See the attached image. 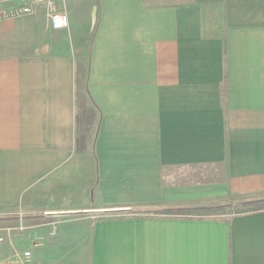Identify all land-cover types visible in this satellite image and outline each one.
Masks as SVG:
<instances>
[{
	"label": "crops",
	"instance_id": "0c3cea01",
	"mask_svg": "<svg viewBox=\"0 0 264 264\" xmlns=\"http://www.w3.org/2000/svg\"><path fill=\"white\" fill-rule=\"evenodd\" d=\"M55 9L66 29L0 21V219L26 226L0 227V261L22 241L40 264H264V210L154 214L264 195V0ZM78 71L97 113L83 151Z\"/></svg>",
	"mask_w": 264,
	"mask_h": 264
},
{
	"label": "trees",
	"instance_id": "16d2710c",
	"mask_svg": "<svg viewBox=\"0 0 264 264\" xmlns=\"http://www.w3.org/2000/svg\"><path fill=\"white\" fill-rule=\"evenodd\" d=\"M82 73V72H81ZM77 73V91L76 105L77 111L75 114L76 124V148L83 151L86 148V140L92 134L94 129L97 113L93 104L89 100V96L85 87V79L83 74ZM81 74V75H80ZM264 196V195H263ZM240 200L239 208H232L228 203L232 200ZM228 201L219 203L213 206H198V207H182L176 209H163L155 211L158 216H170L176 218H202L210 215L228 216L233 214H242L264 210V198H250L242 195H231ZM237 203V202H236ZM227 211V212H226ZM221 213V214H220ZM211 218V217H210ZM35 220V221H34ZM32 222L36 224L41 222L39 219H34Z\"/></svg>",
	"mask_w": 264,
	"mask_h": 264
},
{
	"label": "built area",
	"instance_id": "2783aa9c",
	"mask_svg": "<svg viewBox=\"0 0 264 264\" xmlns=\"http://www.w3.org/2000/svg\"><path fill=\"white\" fill-rule=\"evenodd\" d=\"M56 0H0V21L14 19L23 15H36L40 11L49 20L52 30L66 29L69 25L65 12L55 9ZM0 264H39L34 260L31 250L13 251L10 257H5Z\"/></svg>",
	"mask_w": 264,
	"mask_h": 264
},
{
	"label": "rangeland",
	"instance_id": "374dc122",
	"mask_svg": "<svg viewBox=\"0 0 264 264\" xmlns=\"http://www.w3.org/2000/svg\"><path fill=\"white\" fill-rule=\"evenodd\" d=\"M255 198H264L263 195L259 196V197H255ZM237 202V203H236ZM230 206H232V208H239V204H240V200L237 199V200H232V201H229L228 203ZM124 212V211H123ZM227 212V211H226ZM221 214V213H220ZM220 215H210V216H205V217H219ZM1 220V219H0ZM7 221H0V227H9L11 229H9V231L7 233H11L10 235H12V233H22L23 232V229L26 227L25 226V222L23 221L24 220V217L20 218L18 216H9L7 217L6 219ZM54 228L51 230L50 234L51 235H54L55 234V226H53ZM1 240V239H0ZM15 247L16 249L18 250H25L23 249L24 248V244L23 242L21 241L20 243H16L15 242ZM30 250V249H28ZM13 250L12 249V252L8 255V257H10L11 254H13ZM7 257V256H6ZM5 258V257H4ZM2 258V260L4 259ZM37 262V261H36ZM39 263V262H38ZM40 264V263H39ZM52 264H60L59 261H54Z\"/></svg>",
	"mask_w": 264,
	"mask_h": 264
}]
</instances>
